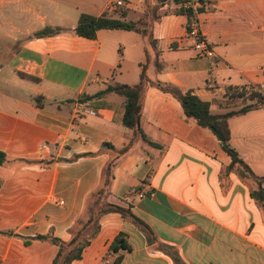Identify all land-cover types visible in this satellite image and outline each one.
<instances>
[{
    "label": "crops",
    "instance_id": "crops-1",
    "mask_svg": "<svg viewBox=\"0 0 264 264\" xmlns=\"http://www.w3.org/2000/svg\"><path fill=\"white\" fill-rule=\"evenodd\" d=\"M129 2L127 20L137 22L147 4ZM203 2L192 23L213 58L197 56L188 16L171 1L150 19L154 47L135 31L103 29L96 39L74 33L81 14L119 18L110 0H0V152L8 158L0 164V264H53L58 246L37 237L71 239L113 159L106 203L130 209L153 240L120 213H103L99 232L71 264H264V203L252 195L259 184L227 170L231 157L186 118L178 99L148 85L141 128L157 146L137 138L119 156L116 149L133 139L119 120L125 98L86 99L109 85L138 84L146 62L151 81L193 91L215 114L251 103L238 88L264 94V0ZM48 26L63 32L34 37ZM11 45L13 52L1 51ZM228 124L232 147L264 177V105ZM119 235L126 248L113 251Z\"/></svg>",
    "mask_w": 264,
    "mask_h": 264
},
{
    "label": "trees",
    "instance_id": "trees-1",
    "mask_svg": "<svg viewBox=\"0 0 264 264\" xmlns=\"http://www.w3.org/2000/svg\"><path fill=\"white\" fill-rule=\"evenodd\" d=\"M147 4L146 11L142 19L136 21L127 20L128 10L121 11L119 18H114L107 13L101 16H94L90 14H81L79 22L74 30V33L78 36L88 39H96L97 33L100 30H126L135 31L145 36H148L150 43L155 47L156 41L153 39L150 33V19L157 20L159 16L157 11L159 5L165 2H173L180 6L176 13L186 14L188 16V31L190 24L196 19L197 14L205 11V4L203 0H199L202 6L193 8V2L191 0H155L157 5L153 6L152 10H149L150 0H144ZM186 5V6H185ZM152 19V21H154ZM63 32L60 27H46L34 34V37H46L56 35ZM149 59V57H148ZM149 61V60H148ZM148 62L142 64V71L140 75V81L136 85L127 84H114L109 85L104 90L94 96H90L86 99H94L100 97L105 92H114L125 98V105L119 114V120L123 125L133 131V139L130 143L122 149H116L117 155L126 153L133 145L134 140L137 138L143 139L150 145L157 146V144L151 142L141 128V122L143 119V92L148 85L155 86L163 92L170 93L181 103L184 110V114L187 119L193 120L199 126L210 131L219 141L222 149L231 157V163L227 167L228 171H237L242 178L253 177L259 184V188L252 192L254 198L264 203V177L255 176L249 167V165L242 159L238 151L230 144L231 133L229 129L228 121L231 117L237 115H243L247 112L257 109L264 105V94L259 89L253 88L252 90H246L245 88H238V96L251 100V103L238 109L229 111L222 114H215L211 110V105L203 101L193 91H183L180 88L161 82H153L147 76ZM34 80L37 78L30 77ZM35 101L38 106H43V98L41 96L36 97ZM114 149V148H113ZM117 156V157H118ZM8 162L7 156L0 152V164ZM116 165V159L109 162L104 172V179L100 188L92 193L88 199V204L84 215L78 218L71 230L72 237L69 241H63L59 238H54L49 235L38 236V239L48 240L51 243L58 246V254L53 261V264H71L74 260H78L82 257L83 250L90 244L91 240L99 232V218L103 213L118 212L124 218L131 219L134 223L142 228L147 233L150 241L152 239L149 228L137 218L130 209L123 208L118 205L106 203V199L109 195V185L111 182L114 166ZM118 248L125 249L126 241L123 235H119L111 245L113 251Z\"/></svg>",
    "mask_w": 264,
    "mask_h": 264
},
{
    "label": "built area",
    "instance_id": "built-area-1",
    "mask_svg": "<svg viewBox=\"0 0 264 264\" xmlns=\"http://www.w3.org/2000/svg\"><path fill=\"white\" fill-rule=\"evenodd\" d=\"M131 6L129 0H110V10L112 12L119 10L120 8H128ZM193 8L194 2H193ZM187 37L194 42V49L197 52V56L200 58H213L215 57L214 51L211 49L209 43L204 38L200 31V27L197 22H193L190 25Z\"/></svg>",
    "mask_w": 264,
    "mask_h": 264
},
{
    "label": "rangeland",
    "instance_id": "rangeland-1",
    "mask_svg": "<svg viewBox=\"0 0 264 264\" xmlns=\"http://www.w3.org/2000/svg\"><path fill=\"white\" fill-rule=\"evenodd\" d=\"M130 1H132V0H130ZM192 2H193V0H191ZM133 3V2H132ZM154 5H152V3H149V10H152V8H155V7H153ZM124 10H126V8L124 7V8H120L119 10H118V12H121V11H124ZM152 19H153V17H152ZM151 19V20H152ZM154 20V19H153ZM14 49H16L15 47H14V45H11L10 46V49L8 50V48H3V49H1V51L2 52H5L6 50L8 51V52H13L14 51ZM7 53V52H6Z\"/></svg>",
    "mask_w": 264,
    "mask_h": 264
}]
</instances>
